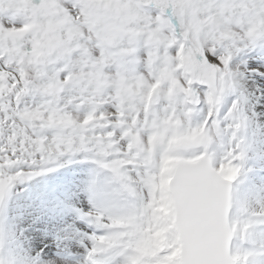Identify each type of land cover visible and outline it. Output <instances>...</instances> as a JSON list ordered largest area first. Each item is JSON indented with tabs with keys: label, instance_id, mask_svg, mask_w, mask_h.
Returning a JSON list of instances; mask_svg holds the SVG:
<instances>
[{
	"label": "snow or ice",
	"instance_id": "6c2138e0",
	"mask_svg": "<svg viewBox=\"0 0 264 264\" xmlns=\"http://www.w3.org/2000/svg\"><path fill=\"white\" fill-rule=\"evenodd\" d=\"M0 264H264V0H0Z\"/></svg>",
	"mask_w": 264,
	"mask_h": 264
}]
</instances>
